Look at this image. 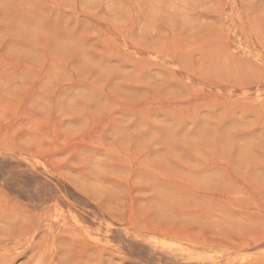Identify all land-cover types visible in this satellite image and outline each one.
<instances>
[{"label":"rangeland","instance_id":"374dc122","mask_svg":"<svg viewBox=\"0 0 264 264\" xmlns=\"http://www.w3.org/2000/svg\"><path fill=\"white\" fill-rule=\"evenodd\" d=\"M0 264H264V0H0Z\"/></svg>","mask_w":264,"mask_h":264}]
</instances>
